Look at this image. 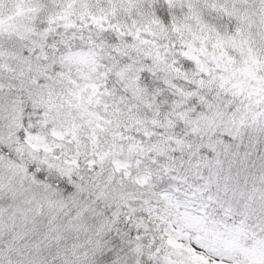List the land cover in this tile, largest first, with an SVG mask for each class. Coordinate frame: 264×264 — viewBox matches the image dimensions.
Listing matches in <instances>:
<instances>
[{
    "label": "snow or ice",
    "instance_id": "1",
    "mask_svg": "<svg viewBox=\"0 0 264 264\" xmlns=\"http://www.w3.org/2000/svg\"><path fill=\"white\" fill-rule=\"evenodd\" d=\"M242 3L249 6L239 7ZM70 8L69 4L63 12L55 11L40 25L48 35L40 47L32 48L8 49L4 41L15 37L6 31L0 16V73L16 71L5 59L10 51L22 59L27 53V62L50 65L47 75L29 72L28 88L32 92L47 89L52 77L60 75L52 53L62 47L63 40L49 25L66 16ZM82 8L87 11L89 5L83 3ZM120 11L133 18L134 27L128 28L132 38L106 45L112 53L107 72L131 97L143 90L148 99L162 102V113L174 112L169 120L174 129L183 128L185 121L189 126L205 121L203 136L182 155L173 148L171 159L158 154L159 149L150 153L159 169L158 195L165 202L164 208L154 209L145 198L117 200L110 195L111 187L106 186L103 173L85 183L75 157L40 156V148L45 153L52 151L45 139L50 103L45 105L34 94L17 93L16 80L11 77L0 79V144H7L11 150L9 154L0 152V264H50L43 256L44 249L56 248L60 253L61 247L62 253L51 264H264V204L258 207L255 193L251 205L246 195L235 203L227 193L224 197L219 194V189L227 188L234 179L231 169L225 174L221 156L238 157L250 129L257 132L258 143L259 136L264 135V0H120L119 5L112 4L111 12L116 15ZM193 22L198 31H193ZM169 30L181 35L187 30L201 43L214 37L212 47L219 50L210 57L215 71L193 54L194 46L188 43L184 55L190 65L195 64L198 75L183 72L188 87L168 78V73L179 70L158 50L145 48L147 42L140 35H163ZM199 50L204 52L205 48ZM29 105L34 113L42 111L43 119L25 143L14 141ZM59 134L52 129V135ZM168 143L183 144L180 140ZM102 160L98 167H102ZM89 163V173L98 168L94 161ZM193 168L199 172L201 183L192 185V190L207 194L226 218H233L231 224L225 219L213 221L209 235L197 240L205 251H194L181 242L187 239L182 227L193 222L187 211L175 213L181 227L167 226L170 209L184 206L165 185L185 183ZM143 176L146 179L136 177L137 188H148L156 179L151 173Z\"/></svg>",
    "mask_w": 264,
    "mask_h": 264
},
{
    "label": "clouds",
    "instance_id": "2",
    "mask_svg": "<svg viewBox=\"0 0 264 264\" xmlns=\"http://www.w3.org/2000/svg\"><path fill=\"white\" fill-rule=\"evenodd\" d=\"M83 3L89 5L87 11L83 10ZM113 3L119 5L120 0H49L47 4L48 8L60 12H63L67 5H71L68 14L56 19L54 24L53 33L63 37L62 47L58 48L57 52L60 55L87 54L91 57L92 63L88 66L58 63L56 71L60 75L54 76L52 98L48 109L53 118L45 125V139L52 151L45 153L43 148L37 151L41 157L45 155L67 156L69 159L75 157L82 172L90 170L89 161H94L98 167L101 153L106 154L105 166H110L112 157L109 148L114 138L117 143L121 142V138L123 143H128L130 139L135 140L142 135L139 122L125 119L127 113L146 114L142 102L126 93L121 84L107 72L110 63L108 57L112 53L106 45L130 40L132 37L128 28L134 27L131 23L133 18L127 16L125 12L112 14ZM246 6L249 5L245 3L239 5L241 8ZM177 12H180L179 7ZM193 31H198L194 22ZM140 39L147 42L143 45L145 48L158 50L175 69L179 70L170 72L167 76L180 86H190L189 81L183 79L182 74L185 70L189 76L197 72L195 64L190 65L189 58L184 55L189 50L188 43L194 46L193 54L198 55L210 69L215 71V64L210 58L213 52L219 54V50H214L212 47L214 37L201 43L200 40H194L192 33L187 30L182 35L169 30L163 35L142 32ZM201 47L205 48L204 52L199 50ZM229 51L232 55L236 54L232 50ZM57 52L53 55L58 59ZM42 115V111L34 113L29 105L23 113L20 127L15 130L13 140L25 143L30 134L35 135L36 125ZM52 129H56L60 134L52 135ZM0 152L9 154L11 150L7 144H0ZM27 153L26 147L25 156ZM11 154L15 155L14 152ZM194 184L199 182L189 176L185 183L169 182L165 185L174 198L184 206L179 210L170 209L168 215L170 223L167 226L181 227L176 222L175 213L179 211L183 214L187 211L193 222L182 227L187 239L181 242L192 247L194 251H205L197 240H203L209 235L207 230L214 227L213 221L225 219L231 224L233 218H226L223 209L217 203L210 202L207 194L201 195L193 191ZM140 191L146 200L151 201L154 209L164 208L165 202L158 195L160 178L153 180L148 188L141 186Z\"/></svg>",
    "mask_w": 264,
    "mask_h": 264
},
{
    "label": "trees",
    "instance_id": "3",
    "mask_svg": "<svg viewBox=\"0 0 264 264\" xmlns=\"http://www.w3.org/2000/svg\"><path fill=\"white\" fill-rule=\"evenodd\" d=\"M49 0H0V16L4 17L6 24V31L12 34L15 39L5 40L6 47L10 50L18 49L21 47L32 48L40 47L44 38L48 35L47 32L40 28L42 23L49 20L54 14V9L48 8L47 4ZM46 13V15H42ZM51 31H54V25H49ZM63 39V37H61ZM53 48L56 46L55 43L51 45ZM54 53V52H53ZM56 62L64 64H78L88 66L91 65L92 59L87 54L76 53L68 57H59ZM11 65L16 69L15 72L0 73V79L13 78L16 80V91L17 93L24 91L29 94H34L40 97L41 101L48 105L52 98L49 95L51 88L53 87V80L48 85V88L41 91L32 92L28 88L30 83L29 72L38 71L41 75L48 74V68L50 65H36L34 63L27 62V53L24 54V58H20L10 51L9 55L5 58ZM133 85L135 81H132ZM134 99L141 101L145 110L141 113H127L125 119L132 120L133 122H139L140 132L142 135L140 138L132 140L128 143L136 146L137 156L144 157L151 165L155 157L150 155L154 150L159 149L158 154L168 155L171 159V152L173 148L176 149L181 155L183 152H187L192 149L195 144H198L203 136V129L207 127L205 121L200 120L199 122L192 123L190 126L188 121H185L183 128L174 129L169 120L175 113L161 112V103H158L154 99H148L147 95L144 94L143 90L135 92ZM166 107V105H164ZM47 119H52L50 113L47 114ZM43 119V117H39ZM180 119H184L181 117ZM119 123V120H117ZM172 124H175V120H172ZM191 136L189 140L187 137ZM180 140L183 142L180 144H169V141ZM95 143V139H94ZM116 138L113 139L109 148V153L112 157L110 166H105V153H101L102 167H98L95 171L89 173L84 172L85 183L87 184L90 179L96 178L100 173H103L104 179L107 182L106 186L111 187L110 195L117 200L127 197L128 199L139 200L144 198L140 188L135 185V179L132 176L124 175L123 171L118 170L114 163V157L118 156ZM247 146V147H245ZM183 149V151H181ZM235 152V149H233ZM215 160V158H214ZM221 160L224 165V172L227 174L228 170L231 169V175L233 176L232 183L227 187H221L219 194L221 197L227 193V198L234 200L235 203H240V197L246 195L248 197V204L251 205L252 195L256 194V199L259 204H264V135L259 136V143L257 142V132L254 129H250L245 133V139L241 145L239 156L229 155L225 153L221 156ZM154 168H157L153 165ZM89 168H92V164L89 163ZM188 175L199 183V172L196 169H191ZM153 176L156 179L159 178L160 173L157 168L153 172ZM150 187V185H149ZM216 188L213 187V193H216ZM254 211V209H250ZM123 227V225H122ZM71 242L69 241V246ZM63 248L61 247L60 253ZM60 253L57 252L56 248L44 249L43 256L47 257L50 264L54 257Z\"/></svg>",
    "mask_w": 264,
    "mask_h": 264
},
{
    "label": "rangeland",
    "instance_id": "4",
    "mask_svg": "<svg viewBox=\"0 0 264 264\" xmlns=\"http://www.w3.org/2000/svg\"><path fill=\"white\" fill-rule=\"evenodd\" d=\"M118 156L114 157L113 163L118 170L123 171L124 175L132 176L134 179L138 175L142 179H146L143 173H151L157 169L154 168L144 157L137 156L136 146L132 144L118 143L117 145Z\"/></svg>",
    "mask_w": 264,
    "mask_h": 264
}]
</instances>
